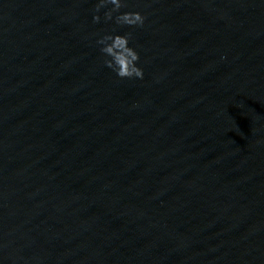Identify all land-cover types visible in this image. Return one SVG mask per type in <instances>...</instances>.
I'll list each match as a JSON object with an SVG mask.
<instances>
[{"label":"water","instance_id":"1","mask_svg":"<svg viewBox=\"0 0 264 264\" xmlns=\"http://www.w3.org/2000/svg\"><path fill=\"white\" fill-rule=\"evenodd\" d=\"M96 2L0 0V264H264V0Z\"/></svg>","mask_w":264,"mask_h":264},{"label":"clouds","instance_id":"2","mask_svg":"<svg viewBox=\"0 0 264 264\" xmlns=\"http://www.w3.org/2000/svg\"><path fill=\"white\" fill-rule=\"evenodd\" d=\"M128 7V0H97L94 5L93 22L111 21L117 26L143 27L145 17L140 11H121ZM101 9H104L101 17ZM130 33L115 30L99 36L96 44L104 55V63L119 78L143 79L144 72L139 66L140 56L130 44Z\"/></svg>","mask_w":264,"mask_h":264}]
</instances>
